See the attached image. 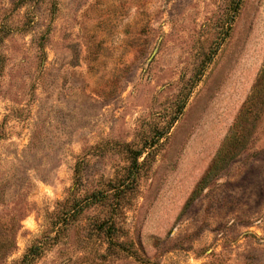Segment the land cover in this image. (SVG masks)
<instances>
[{"label":"rangeland","instance_id":"374dc122","mask_svg":"<svg viewBox=\"0 0 264 264\" xmlns=\"http://www.w3.org/2000/svg\"><path fill=\"white\" fill-rule=\"evenodd\" d=\"M31 252L264 264V0H0V264Z\"/></svg>","mask_w":264,"mask_h":264},{"label":"trees","instance_id":"16d2710c","mask_svg":"<svg viewBox=\"0 0 264 264\" xmlns=\"http://www.w3.org/2000/svg\"><path fill=\"white\" fill-rule=\"evenodd\" d=\"M245 115V112L244 110L242 109L236 119V123L234 124L233 128L239 126V123H241L243 117ZM225 148V143L224 145L220 148V151L219 153L217 154L216 158L214 159V161L212 162L211 166L208 168L206 174L204 175V177L200 180V182L198 183V188L199 187H203L205 186L207 180L218 170L219 168V163L221 162V154L223 152ZM144 154V151L143 149L138 151L135 155H134V158H133V161H132V167H131V170H130V175H129V178L131 176H133L134 172H135V165H138L137 164V160L139 157H141L142 155ZM149 157V154L144 158V161L147 160ZM143 161V162H144ZM128 178V179H129ZM194 195L192 194L190 199H189V202L193 201L194 200ZM105 199V196H103L102 193H93L91 194L88 198L84 199V201L86 202L84 205L81 206V201H77V202H74L73 203V206L71 207L70 211H74L75 214H80L84 209H86L87 207H89L90 205H94L96 203H99L101 202L102 200ZM90 200V201H89ZM34 250H32L33 252ZM30 253V254H27L24 256V258L22 259L21 261V264H31L32 260L34 259V256H35V252L34 253Z\"/></svg>","mask_w":264,"mask_h":264}]
</instances>
